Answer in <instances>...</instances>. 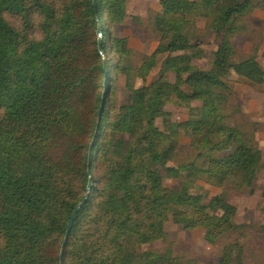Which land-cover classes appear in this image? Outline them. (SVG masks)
I'll return each mask as SVG.
<instances>
[{
  "label": "trees",
  "instance_id": "obj_1",
  "mask_svg": "<svg viewBox=\"0 0 264 264\" xmlns=\"http://www.w3.org/2000/svg\"><path fill=\"white\" fill-rule=\"evenodd\" d=\"M128 2L0 0V264H60L85 200L64 264H196L146 250L169 221L204 229L210 244L242 234L227 192L193 181L254 191L264 170L229 104L239 81L264 94L262 56L236 61L220 44L246 31L264 0H169L152 19L160 45L138 68L129 39L116 33ZM206 57L210 67L195 64ZM134 77L141 86L120 102V82ZM170 106L189 117L163 130ZM172 129L198 161L179 163ZM262 199L264 207V188ZM243 262L240 242L226 245L220 264Z\"/></svg>",
  "mask_w": 264,
  "mask_h": 264
},
{
  "label": "rangeland",
  "instance_id": "obj_2",
  "mask_svg": "<svg viewBox=\"0 0 264 264\" xmlns=\"http://www.w3.org/2000/svg\"><path fill=\"white\" fill-rule=\"evenodd\" d=\"M168 2L169 0H129L127 3L126 18L124 23L117 28L116 33L121 38L129 39L133 51L132 60L137 68L141 67L145 58L152 55L160 45L152 19L156 13L163 10ZM246 26V31L238 36H226L220 40V44L230 50L236 61L242 57L251 56L254 51L258 54L264 51V10H257L250 15L246 20ZM214 40L215 37L211 39L212 42ZM216 47L213 43L207 46L209 50H216ZM261 61L263 60L261 59ZM195 64L201 68L210 67L212 59L206 57L203 61H197ZM171 81L175 82V76L171 77ZM140 86L141 81L137 80V77H134L130 83L121 81L118 92L119 101H126ZM231 103L237 112L233 123L241 127L242 133L250 136L252 140L250 142L262 152L264 159V94L251 84L239 81L235 97L229 101V104ZM166 110L170 116L158 120V126L163 130L171 129L172 124L184 121L189 117V112L183 108L170 106ZM171 131L181 138L179 163L189 164L198 161L199 153L191 143L182 136L179 130L172 129ZM179 182V180H175L171 184L174 186ZM202 182L193 181V183L209 189V193L212 195L221 190L227 192L229 204L237 210L235 221L242 227V234L227 236L217 243L210 244L206 240L204 229L187 231L173 221H169L165 225L163 239L146 247V250L157 253L170 250L176 256L195 261L196 264H220L221 253L226 245L239 241L244 249L243 264H264V207L262 199L264 170L261 171L255 182L254 191L248 187L232 186L231 183H225L222 188H211L206 180Z\"/></svg>",
  "mask_w": 264,
  "mask_h": 264
},
{
  "label": "water",
  "instance_id": "obj_3",
  "mask_svg": "<svg viewBox=\"0 0 264 264\" xmlns=\"http://www.w3.org/2000/svg\"><path fill=\"white\" fill-rule=\"evenodd\" d=\"M97 35H98V48H99V52L100 54L103 56L104 58V65H105V70H107L106 68V59H105V55H104V52H103V42H104V36H103V33H102V29L101 27L98 29L97 31ZM104 107H105V100L103 99V102L101 104V110H100V115L103 114L104 112ZM89 173H90V170H89ZM92 188V182H90L89 184V189ZM87 200H85L82 204H80L76 209L75 211L73 212L72 216H71V219L69 221V224H68V229H67V235H66V239L64 241V244L62 246V250H61V255H60V264H64V255H65V250H66V246H67V242H68V238H69V234L71 233L73 227H74V224L77 220V217H78V214L79 212L81 211V209L83 208L85 202Z\"/></svg>",
  "mask_w": 264,
  "mask_h": 264
},
{
  "label": "crops",
  "instance_id": "obj_4",
  "mask_svg": "<svg viewBox=\"0 0 264 264\" xmlns=\"http://www.w3.org/2000/svg\"><path fill=\"white\" fill-rule=\"evenodd\" d=\"M260 54V53H259ZM262 57H261V59L263 60L262 61V64H263V66H264V51H261V54H260Z\"/></svg>",
  "mask_w": 264,
  "mask_h": 264
}]
</instances>
